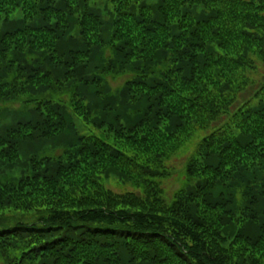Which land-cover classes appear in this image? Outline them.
<instances>
[{"label":"trees","instance_id":"16d2710c","mask_svg":"<svg viewBox=\"0 0 264 264\" xmlns=\"http://www.w3.org/2000/svg\"><path fill=\"white\" fill-rule=\"evenodd\" d=\"M259 64L264 0H0V264H264Z\"/></svg>","mask_w":264,"mask_h":264},{"label":"rangeland","instance_id":"374dc122","mask_svg":"<svg viewBox=\"0 0 264 264\" xmlns=\"http://www.w3.org/2000/svg\"><path fill=\"white\" fill-rule=\"evenodd\" d=\"M252 75V79L256 83V87L260 83L264 81V64L257 65V70L250 74ZM198 142H196L194 145L196 147ZM194 151V146H189L186 150L183 152H179L174 157H172L167 163L166 167L172 171V176L166 181H163L162 183V190L165 201L169 202L172 200L173 195L181 188V185L184 183V168L188 161V159L191 157V154ZM107 188L112 191L113 193L117 195H121L124 193H133L134 190L129 187H122L119 185H115L110 183L107 185ZM38 216L35 214L32 215H25V214H11L10 218L3 224L4 227L7 226H13L15 223H23L26 225H33L37 224Z\"/></svg>","mask_w":264,"mask_h":264}]
</instances>
